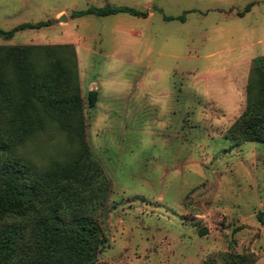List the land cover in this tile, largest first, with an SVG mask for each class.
Returning <instances> with one entry per match:
<instances>
[{"label": "rangeland", "instance_id": "rangeland-1", "mask_svg": "<svg viewBox=\"0 0 264 264\" xmlns=\"http://www.w3.org/2000/svg\"><path fill=\"white\" fill-rule=\"evenodd\" d=\"M107 5L147 17L72 16ZM47 20L0 46L75 51L85 139L110 183L96 264H264V144L226 136L264 55V0H0L2 30ZM68 146L50 126L20 155L44 169Z\"/></svg>", "mask_w": 264, "mask_h": 264}, {"label": "trees", "instance_id": "trees-1", "mask_svg": "<svg viewBox=\"0 0 264 264\" xmlns=\"http://www.w3.org/2000/svg\"><path fill=\"white\" fill-rule=\"evenodd\" d=\"M116 13L147 17L109 5L72 16ZM50 25L22 23L0 29V36ZM96 95L88 92L89 108ZM82 111L72 46H0V264H96L105 243L97 216L107 207L110 183L85 139ZM50 126L65 134L71 151L39 169L20 151ZM226 136L264 144V55L253 59L245 108ZM256 219L264 225V212ZM226 264L249 262L236 255Z\"/></svg>", "mask_w": 264, "mask_h": 264}]
</instances>
